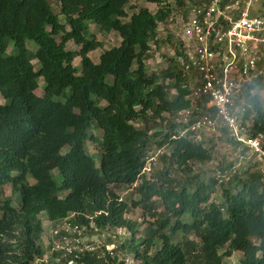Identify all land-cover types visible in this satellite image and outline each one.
I'll use <instances>...</instances> for the list:
<instances>
[{
    "label": "trees",
    "instance_id": "obj_1",
    "mask_svg": "<svg viewBox=\"0 0 264 264\" xmlns=\"http://www.w3.org/2000/svg\"><path fill=\"white\" fill-rule=\"evenodd\" d=\"M130 1L54 0L55 10L49 0H0V264H40L43 213L51 225L72 215L90 237L127 230L125 238L116 232L119 243L106 238L116 244L111 252L89 258L102 264H124L127 254L136 264H223L234 252L241 256L227 264H264V174L246 170L225 181L194 173L192 164L210 161L216 144L199 141L179 119L190 105L181 34L164 38L158 28L176 24V10L187 18L197 0H145L154 12ZM256 4L264 14V0ZM89 23L120 39L97 62L88 53L102 43ZM161 44L173 52L150 71L146 61ZM263 90L262 79L246 89L251 134L264 132ZM218 134L248 151L226 129ZM88 141L98 147L97 162ZM159 147L166 150L152 164ZM231 166L217 164L223 173ZM133 185L130 203L116 193ZM135 207L151 219L142 229L127 215Z\"/></svg>",
    "mask_w": 264,
    "mask_h": 264
},
{
    "label": "built area",
    "instance_id": "obj_2",
    "mask_svg": "<svg viewBox=\"0 0 264 264\" xmlns=\"http://www.w3.org/2000/svg\"><path fill=\"white\" fill-rule=\"evenodd\" d=\"M256 1L197 0L188 4L187 18L177 10L182 40L178 59L190 83L182 84L189 89L190 105L180 111L179 119L199 141L224 128L264 160V132L251 134V121L245 117L250 107L245 99L248 84L264 80V14L257 13ZM71 217L52 224L48 236L42 237L40 264H102L89 258L104 257L115 247L116 232L108 233L114 241L99 243Z\"/></svg>",
    "mask_w": 264,
    "mask_h": 264
},
{
    "label": "rangeland",
    "instance_id": "obj_3",
    "mask_svg": "<svg viewBox=\"0 0 264 264\" xmlns=\"http://www.w3.org/2000/svg\"><path fill=\"white\" fill-rule=\"evenodd\" d=\"M51 5L54 7L55 10H57V7L55 5L54 0H49ZM130 6L132 7H138V6H145L147 7L150 11L154 12L157 9V5L154 3H149L146 2L145 0H131L130 1ZM255 5L257 6V4L255 3ZM128 14L131 13V9L130 7L126 8ZM135 10V9H134ZM175 15H179L178 11H175ZM176 19V17H175ZM177 24L174 23H169L166 26L165 25H159V33L162 37H166V35L168 33L173 34V36L176 38L179 33H180V28L179 26H176ZM89 29L91 32H93L95 34V37L97 40L101 41L102 43V47L100 48H96L95 50H91L88 55L90 56L91 60L93 62H97L98 61V57L100 52L102 51L103 48H109L111 46H115L119 43L120 39L117 35L116 32H102L100 30H98L95 25L93 23H89ZM184 39L186 38L185 36H183ZM28 47L32 46L33 48H35V43L33 41H26ZM67 47L71 48V49H78L79 47L74 45L71 42L67 43ZM173 52V50L171 49V46H169L168 44H161L160 46V50L157 51L156 54H154L153 58L149 59L146 61L147 64V68L150 71H157L160 67H163V65L166 64V61L168 59V55H171V53ZM162 54H165V56L163 57ZM80 62V58L76 57L73 60V64L75 66L78 67ZM43 85V80L42 78H40L39 80V86L36 88L35 92L38 95H41L43 93L41 86ZM262 95V101L264 102V90L261 93ZM3 102L2 97L0 96V103ZM93 132L99 136L101 134V132L99 130H93ZM205 138V144H211L209 143V138H213V142H215L216 147H214L213 149V155H212V159L210 161H207L206 163L203 164H192L193 166V172L194 173H198V174H203L206 176H218V175H222V179H224L225 181H227L228 179H230L232 177V175H234L235 173H239L241 174L243 171L247 172V171H253L256 169H260L261 172L264 171V160H258L256 156H253L252 154H250L247 150L245 152V154H242L239 150H234V147L232 146V144H229L226 142V140L224 139L223 136H220L219 134H212V135H208L205 134L204 135ZM86 147H87V151L93 155L95 157V160L97 162L98 160V155H99V150L98 147L96 146L95 143L93 142H87L86 143ZM166 149L164 147H159L156 148L152 153H151V157H150V161L153 164L154 162H156L157 160V155H159L160 153H163ZM151 163L150 164H146V167H144L143 170H145L147 172V170H149V168H151ZM221 164V165H225L227 163L232 164V166L227 169L225 171V173L221 172L219 170V167H217V164ZM157 166H160L159 164H157ZM247 170V171H246ZM54 175L57 181H59L60 179V175L58 173L57 170H54ZM30 181L32 182V180L30 179ZM139 183V182H138ZM135 189H134V185L131 187H118L116 189V193L118 194V196L124 200H126L128 203H130V200L133 199L135 200V198H137V194L134 193ZM4 194L6 196H11V190L10 187L8 185L4 186ZM14 198V197H13ZM12 198V199H13ZM15 200V199H14ZM14 203V202H13ZM128 217H130L133 220H137L138 222H142V226L140 229H142L144 226L147 225V221L146 220H151L149 217H143L141 214V208L140 207H135L131 212H129ZM43 228L45 230V234L43 237H47L48 234V230L49 227L51 226V223L49 222V220H47L45 214H41L40 216ZM145 219V220H143ZM114 230H116V232H119L118 234L121 235V238H125V237H129V232L127 230L124 229H117L114 228ZM108 233L111 234V231L109 232H98L95 236H93L92 238L94 240H98L99 243H104L106 241V238L108 237ZM121 238H116L115 241H118V243L120 242ZM241 256V253L239 252H234L233 255L231 257H225L223 264H227L229 262H233L236 261L239 257ZM137 260L133 259V256L131 254H127L125 256V263L124 264H136Z\"/></svg>",
    "mask_w": 264,
    "mask_h": 264
}]
</instances>
